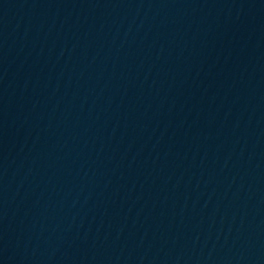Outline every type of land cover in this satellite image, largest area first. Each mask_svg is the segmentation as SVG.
<instances>
[{
	"label": "water",
	"instance_id": "water-1",
	"mask_svg": "<svg viewBox=\"0 0 264 264\" xmlns=\"http://www.w3.org/2000/svg\"><path fill=\"white\" fill-rule=\"evenodd\" d=\"M0 264H264V0H0Z\"/></svg>",
	"mask_w": 264,
	"mask_h": 264
}]
</instances>
